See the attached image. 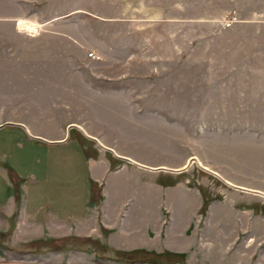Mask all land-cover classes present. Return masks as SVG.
<instances>
[{"label": "crops", "instance_id": "0c3cea01", "mask_svg": "<svg viewBox=\"0 0 264 264\" xmlns=\"http://www.w3.org/2000/svg\"><path fill=\"white\" fill-rule=\"evenodd\" d=\"M122 13L139 17L118 22L94 7L42 23L0 15V264H151L117 261L114 250L264 264V196L225 189L202 215L193 163L180 170L191 139L180 161L132 129L133 112L264 110V0H124ZM71 125L121 156L180 171L119 159L75 127L63 142ZM50 144L74 151L52 166ZM261 180L229 181L264 192ZM66 237L108 251L27 248Z\"/></svg>", "mask_w": 264, "mask_h": 264}, {"label": "rangeland", "instance_id": "374dc122", "mask_svg": "<svg viewBox=\"0 0 264 264\" xmlns=\"http://www.w3.org/2000/svg\"><path fill=\"white\" fill-rule=\"evenodd\" d=\"M75 7L83 10L97 8L103 12L100 17H114L118 22L139 17L125 16L122 13L124 0H0V15L7 13V15L15 16L19 13L24 19L33 18L42 23L65 17V11ZM107 11L110 15L104 13ZM85 19L84 15H72L68 21L80 22ZM121 28L117 27L115 30L117 46L122 45L123 39H126L124 34L127 31L123 30V26ZM136 43L138 44L139 40ZM133 120L135 123L132 124V129L139 131L137 134H144L143 131L148 130L146 137L151 141L150 145L168 153L172 152L171 154L177 153L179 157L176 158L180 161L187 156L189 146L187 142L191 139V155L198 156L204 166L220 171L225 179L239 183L263 181L261 179L264 178V110L164 111L136 112L135 114L133 112ZM81 143L88 145L89 148L95 144L90 140H83ZM50 146L47 148L48 151L46 149L44 151L52 154V160H50L52 166L57 163L56 158L60 154L74 151V147L65 148L51 144ZM36 150L37 153L33 155L36 158L44 152H39L40 149ZM161 161L173 162L174 160L163 158ZM38 165L36 163V166ZM165 176L164 180L170 181L172 178ZM198 183H201L200 187L210 198L222 197L225 189L232 190V187L193 162L191 184L198 185ZM79 248L96 249L102 257H105L108 251L93 241L86 244L76 242L74 245L67 246L64 251ZM51 251L63 250L51 249ZM113 256L116 257L114 253Z\"/></svg>", "mask_w": 264, "mask_h": 264}, {"label": "trees", "instance_id": "16d2710c", "mask_svg": "<svg viewBox=\"0 0 264 264\" xmlns=\"http://www.w3.org/2000/svg\"><path fill=\"white\" fill-rule=\"evenodd\" d=\"M199 189L205 198L204 204L201 210V214L206 215L210 203L214 200L222 199V197L210 198L206 195V192L204 191L202 187H199ZM92 241L97 243L98 246H101L104 249H107L106 247L102 246L99 241H94L91 239H83V238H74V237L51 239L48 241H39V242H35V243H31L27 245V248L36 250V249H39L41 246H46L47 249L64 250L67 246L74 245L76 242H78V244H86ZM113 252L116 256L115 260L117 261H126V262H133V263L134 262L151 263V264H165V263H184L185 264L186 263V256L184 254H174L168 251L161 253V254H158L156 252H147L145 250H137L133 252H121V251L114 250Z\"/></svg>", "mask_w": 264, "mask_h": 264}, {"label": "water", "instance_id": "95a60500", "mask_svg": "<svg viewBox=\"0 0 264 264\" xmlns=\"http://www.w3.org/2000/svg\"><path fill=\"white\" fill-rule=\"evenodd\" d=\"M77 128L79 129L80 131H82L86 137H88L89 139L95 141L101 148L111 152L115 157L119 158V159H122L124 161H127L129 163H132L134 165H137V166H140V167H143V168H146V169H150V170H158V169H164V170H170V171H180V170H185L187 169L193 162L196 163L201 169L205 170L206 172L208 173H211L213 175H215L216 177H218L220 180H222L226 185L232 187V188H236V189H241V190H246V191H251V192H255V193H258L260 195H263L264 196V192H259V191H252V190H249V189H245V188H242V187H239L237 186L236 184L230 182L229 180L225 179L221 174H219L217 171H214L212 169H210L209 167H206L204 166L201 161L196 157V156H193L189 159L188 163L185 165L184 168L180 169V170H173V169H169V168H152V167H149V166H146L144 164H141L139 162H137L136 160L132 159V158H128V157H124V156H121L117 153V151L113 148H110V147H107L105 144H103L98 138H95V137H92L90 135H88L86 133V131L81 127V126H77V125H71L67 128V134H66V138L63 140V142H66L69 138V130L71 128Z\"/></svg>", "mask_w": 264, "mask_h": 264}, {"label": "built area", "instance_id": "2783aa9c", "mask_svg": "<svg viewBox=\"0 0 264 264\" xmlns=\"http://www.w3.org/2000/svg\"><path fill=\"white\" fill-rule=\"evenodd\" d=\"M89 57L90 58H95V57H97L93 52H91V53H89Z\"/></svg>", "mask_w": 264, "mask_h": 264}]
</instances>
